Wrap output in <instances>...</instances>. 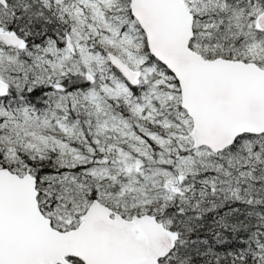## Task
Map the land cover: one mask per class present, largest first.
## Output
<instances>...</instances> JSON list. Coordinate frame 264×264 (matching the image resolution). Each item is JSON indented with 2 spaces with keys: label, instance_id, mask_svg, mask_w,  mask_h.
<instances>
[{
  "label": "snow or ice",
  "instance_id": "1",
  "mask_svg": "<svg viewBox=\"0 0 264 264\" xmlns=\"http://www.w3.org/2000/svg\"><path fill=\"white\" fill-rule=\"evenodd\" d=\"M0 264H264V0H0Z\"/></svg>",
  "mask_w": 264,
  "mask_h": 264
}]
</instances>
